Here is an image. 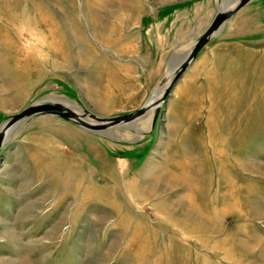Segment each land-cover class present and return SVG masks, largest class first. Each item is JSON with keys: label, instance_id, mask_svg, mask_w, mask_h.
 I'll return each instance as SVG.
<instances>
[{"label": "rangeland", "instance_id": "374dc122", "mask_svg": "<svg viewBox=\"0 0 264 264\" xmlns=\"http://www.w3.org/2000/svg\"><path fill=\"white\" fill-rule=\"evenodd\" d=\"M225 6L0 0V126L42 98L91 120L138 110ZM233 18L155 128L153 112L113 133L51 114L12 130L0 264H264V0Z\"/></svg>", "mask_w": 264, "mask_h": 264}, {"label": "water", "instance_id": "95a60500", "mask_svg": "<svg viewBox=\"0 0 264 264\" xmlns=\"http://www.w3.org/2000/svg\"><path fill=\"white\" fill-rule=\"evenodd\" d=\"M251 1L252 0H238L237 3L233 1L234 3L231 2L235 5L233 8L227 6L221 8V11L216 14L211 23L203 31L202 36L196 42L194 48L191 49L179 66L174 70L175 73L169 86L159 98H151L153 96V94H151L145 104L138 110L111 118H97V120L90 121L85 120V118L87 119L91 116L95 118L96 116L84 111L82 107H78L81 111L77 112L69 106L63 105L56 99L48 100L42 98L29 105L22 112L12 115L0 126V151L5 142H7L11 131L20 123L36 114H51L60 116L64 119L77 122L92 131L102 132L112 126H117L123 123H132L147 114L149 111L153 110L154 114L151 122V128H155L160 116L161 108L167 100L171 87L179 80V78H181L190 63L197 57L199 51L209 42V40L223 29L225 23L229 19H231L243 6L247 5Z\"/></svg>", "mask_w": 264, "mask_h": 264}, {"label": "bare ground", "instance_id": "6f19581e", "mask_svg": "<svg viewBox=\"0 0 264 264\" xmlns=\"http://www.w3.org/2000/svg\"><path fill=\"white\" fill-rule=\"evenodd\" d=\"M227 1L228 0H223V4H224V6H225V4L227 3ZM238 2V1H237ZM236 2V3H237ZM93 23V22H92ZM174 73H175V71H172L170 74H169V79H168V82H167V84L165 85V86H163V87H161V88H157V89H155L154 91H153V96L151 97V98H159L163 93H164V91L166 90V88H167V86L170 84V82H171V80H172V78H173V76H174ZM63 105H65V104H63ZM65 106H67V105H65ZM71 108V107H70ZM71 109H73V108H71ZM73 110H75V109H73ZM76 111V110H75ZM148 113H153V110H151V111H149ZM147 113V114H148ZM147 114H145V115H147ZM144 115V116H145ZM143 117V116H142ZM142 117H140V118H142ZM139 118V119H140ZM139 119H137V120H139ZM87 120H91L90 118H87ZM136 120V121H137ZM92 122V121H91ZM128 123H123V124H120V125H117L116 126V128L117 127H120L121 128V126H124V125H127ZM131 125H134L135 124V121L134 122H132V123H130ZM137 124V123H136ZM19 126V125H18ZM111 128H115V126L114 127H110V128H108L107 129V133H113V132H111ZM15 129V128H14ZM12 132V131H11ZM116 132V131H115ZM10 137V136H9ZM8 141V140H7ZM225 211V210H224ZM213 218H215V217H211V218H209V217H207V216H205V221H208L209 219H213ZM207 219V220H206ZM208 222H210V220L208 221ZM201 224V223H200ZM205 224H207V223H205L204 222V224H201L202 225V227L203 228H207V226L205 225Z\"/></svg>", "mask_w": 264, "mask_h": 264}, {"label": "crops", "instance_id": "0c3cea01", "mask_svg": "<svg viewBox=\"0 0 264 264\" xmlns=\"http://www.w3.org/2000/svg\"><path fill=\"white\" fill-rule=\"evenodd\" d=\"M258 0H252L250 3H248L247 5L243 6L233 17V19H235L237 16H243L247 11H249L250 9L253 8V5L257 2ZM178 57L177 53H173L171 55V59H170V64L173 63L174 60H176ZM2 155H5L4 153H2Z\"/></svg>", "mask_w": 264, "mask_h": 264}]
</instances>
